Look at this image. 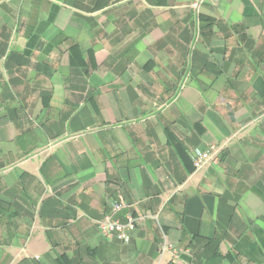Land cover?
<instances>
[{
    "label": "crops",
    "instance_id": "0c3cea01",
    "mask_svg": "<svg viewBox=\"0 0 264 264\" xmlns=\"http://www.w3.org/2000/svg\"><path fill=\"white\" fill-rule=\"evenodd\" d=\"M0 264H264V0H0Z\"/></svg>",
    "mask_w": 264,
    "mask_h": 264
},
{
    "label": "built area",
    "instance_id": "2783aa9c",
    "mask_svg": "<svg viewBox=\"0 0 264 264\" xmlns=\"http://www.w3.org/2000/svg\"><path fill=\"white\" fill-rule=\"evenodd\" d=\"M224 153V147L216 144L210 145L205 150H195L192 154L193 166L195 171H200L209 165H218ZM125 207L124 204L114 203L109 213L97 222L100 235L107 241H118L127 245L132 240V235L136 231L138 218L129 214L120 219L119 213ZM155 220L158 218L155 217ZM161 255L165 252L177 254V250L168 242L161 246Z\"/></svg>",
    "mask_w": 264,
    "mask_h": 264
}]
</instances>
